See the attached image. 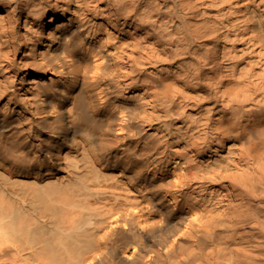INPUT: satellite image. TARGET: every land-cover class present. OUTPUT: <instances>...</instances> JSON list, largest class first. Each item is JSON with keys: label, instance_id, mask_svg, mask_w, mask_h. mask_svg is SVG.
<instances>
[{"label": "bare ground", "instance_id": "obj_1", "mask_svg": "<svg viewBox=\"0 0 264 264\" xmlns=\"http://www.w3.org/2000/svg\"><path fill=\"white\" fill-rule=\"evenodd\" d=\"M0 264H264V0H0Z\"/></svg>", "mask_w": 264, "mask_h": 264}]
</instances>
